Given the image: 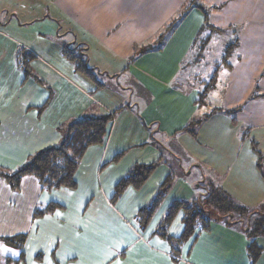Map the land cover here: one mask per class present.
<instances>
[{
    "label": "crops",
    "instance_id": "crops-1",
    "mask_svg": "<svg viewBox=\"0 0 264 264\" xmlns=\"http://www.w3.org/2000/svg\"><path fill=\"white\" fill-rule=\"evenodd\" d=\"M91 1L0 0V167L15 170L36 152L58 146L63 128L74 121L123 109L113 117L104 144L91 147L84 155L75 189L47 191L33 176L22 180L15 198L21 215L14 221L3 217L0 222L12 223L10 229L17 228L13 237L22 236L26 242L17 245L19 259L23 253L17 264H251L247 236L222 222L214 220L209 229L195 230L182 245L169 242L155 230L175 201L198 199L201 187L208 192L215 186L248 207L264 200L260 171H245L243 178L251 177L254 182L245 189L238 187L231 171L238 157L227 152L228 144L237 152L245 149L239 142L241 131L258 128L264 114L254 115V105L245 112L241 107L246 103L232 106L230 99L225 108L198 107L204 92L213 99L226 85L219 87L217 75L210 77L209 71L203 78L202 70L191 72L199 65H216L204 58L220 38L237 40L243 48L256 33L264 35V12L247 7V0H230V10L222 11L225 2H219L205 17L194 2L187 12L190 3L180 14L177 10L178 17L171 14L170 22H176L165 29H145L137 22L141 14L136 11L121 13L119 25L118 12L103 11L99 23L105 18L107 23L99 45L105 51L96 52L95 59L89 55L90 46L84 53L87 65L109 81H100L105 88L99 90L72 61L73 47L88 42L70 17L85 21L92 15ZM235 2L238 10H232ZM79 9L82 17L77 14ZM92 19L97 26L98 16ZM234 24L239 25L234 29L239 32L236 39ZM121 26L127 36L118 43ZM191 53L194 59L187 62ZM26 54L31 57L29 76L20 66ZM226 65L233 71L230 62ZM122 76L125 80L119 82ZM189 79H196L195 84H189ZM203 116L199 134L192 135L189 126ZM225 133L234 137L233 142L221 138ZM171 144H175L171 156L184 168L178 173L167 163L166 149ZM155 161L161 165L141 188L129 186L113 201L116 186L133 167ZM169 176L172 189L146 229L141 228L139 211L151 204ZM252 188H260V193L252 197ZM10 202L5 198L0 210H7ZM51 203L57 205L55 211L41 215ZM182 218L179 213L168 231L174 238L183 232ZM257 244L263 255L256 264H264V239L259 238Z\"/></svg>",
    "mask_w": 264,
    "mask_h": 264
},
{
    "label": "rangeland",
    "instance_id": "rangeland-1",
    "mask_svg": "<svg viewBox=\"0 0 264 264\" xmlns=\"http://www.w3.org/2000/svg\"><path fill=\"white\" fill-rule=\"evenodd\" d=\"M247 1H248V3L246 4L247 7L253 8L255 10H261L262 12H264V0H247ZM194 2L196 3L195 6H198V8H201L200 10L203 11V13H205L206 15H211L215 11V9H213L215 5H218L220 3L223 4V2L225 3L221 7L222 11L230 10V7H231L230 5L232 3V1L230 0H222V1H217V0H94V1H91V5L92 3L94 4L93 7L91 8L93 9L91 12L92 15L86 17L87 19L85 21H83L82 18H81L82 20H76V17H72V18L70 17V20L72 21L73 24L76 22V25L79 28V32L82 38L87 39V42H88L86 46L73 47L74 56L80 57L81 59L84 58L87 60L86 55H84V53L88 49V46L91 47V53L89 55H91L92 59L96 58L95 56L96 52H98L99 54V51L100 52L103 50L105 51V49L101 48L99 45V39H101L102 37V40H103L104 26L107 23L106 18L103 19L99 23V13L102 14L103 11L105 12L110 11L112 13L118 12L117 16H118V25H119L123 21L121 13H126V12L133 10L141 14L140 16L141 19L137 21L141 27H144L145 29L147 28L153 29V27H156V28L164 27L165 29L167 26H170L174 22V21L170 22L171 19H173V17H170L171 14L175 12L177 13V17H178L179 15H178L177 10L179 11V14H180V12L183 9H185L186 6H188L190 3L191 5L185 9V12H187L186 10H190V8L194 5ZM180 5H183L181 10L178 8ZM238 8H239L238 2L233 3L232 10H238ZM80 12L81 10L79 9L77 11V14L79 17H82ZM95 16H98L99 24L97 26H95V22L92 19V17L95 18ZM148 23L150 24L148 25ZM187 25L188 27H190V25L192 24L187 23ZM238 26H239L238 24L233 25L232 33L235 32L234 33L235 39L237 36L239 37V32L234 31V29H236V27L238 28ZM120 28H121V31L119 32V34H117V36H119L120 38L116 41H118V43L120 42L123 43V41L126 40V39H123V37H126L127 35H126V32H123L122 30L123 26H121ZM262 33L263 32L256 33L253 36V39L250 42V44H244L243 48H241V43L240 42L238 43L237 40H235L236 41L235 43L232 40H225V39L223 40L222 38H220L218 42H216L209 48L208 55L204 59L205 61L210 60L211 62H215L216 65H213L211 63H209L208 65H199L197 69H194V70L191 69V72L196 71V70H202V73L200 74L201 78H203L202 74H204L205 76V74H207L208 71L210 72V77L216 74L218 77L219 87H221V85L224 84L226 85V90L219 89L216 92V94H214L215 97L213 99L210 97L206 98L205 96L206 93L204 92L199 97V101L197 102L198 107H201V108L205 107V109H207L209 108L210 105H214L215 107H218L219 109H221V108H225L224 106H230L227 102V99H230L232 106H235V104H237L238 102H240L239 104H243V105L246 103V105L244 106L241 105L242 110L245 112L251 111V106L254 105L257 108V110L253 113L254 115L256 112L258 113L260 112L264 114V44L260 46V42L264 40V35ZM203 34L206 35L207 33H203ZM258 37L260 40L258 39ZM161 38L163 37L161 36ZM255 41H257V45L254 43ZM197 46L195 47V50L198 49ZM123 47L125 48V46ZM124 48H123V51L125 50ZM137 50L138 49H136L135 51L137 52ZM223 53L226 54L224 58L222 57ZM227 53H228V56H227ZM193 57L194 56L191 53L186 61L189 62L190 60L194 59ZM239 58L243 60L242 63L239 60ZM223 60L227 61L226 64L230 62V65H233L234 67L233 71L232 69H230L229 65L222 63ZM25 61L22 60V63ZM79 62H80L79 64H82V60H80ZM186 65L187 64H185V67ZM94 74L97 75V77L99 76V81L106 82V84L109 82L103 75H99L97 71H95ZM124 80H125V76H122L121 78H119V82L121 81L124 82ZM187 82L191 85H194L196 82V79L194 80L189 79ZM102 85H103V88H105L104 84ZM227 87L229 88L227 89ZM121 110L123 109L119 108L117 112L111 116L114 117ZM215 111H213V113ZM205 117L206 116L201 117L199 120L194 121L189 126L188 131L190 133L192 132V135L194 134L195 136H197V134H199L198 131L201 130L200 129L201 124L203 120L205 119ZM252 122L253 123L255 122V118L253 119ZM258 125H259L258 128L251 129L249 127L248 128L245 127L244 130L241 131V138L243 141L239 139V142L245 145V149L243 148L241 152L235 151L234 148L231 146V144H228L229 148L227 149V152L231 154L232 157H234L235 155L238 157V159L232 162V164L234 163L233 165H235V167H233L231 170L233 173L232 178L235 180L238 187H241L243 189H245V187L251 186V183L254 182L251 177L243 178L245 171H251V172L254 171L255 170L254 168H257V163L259 160L258 151L264 153V123H261L258 121ZM66 128L67 126L63 128L64 134H66ZM221 138H223L224 141L226 142H233V139H234V137H232L228 133H225L223 136H221ZM174 145L175 144H171L169 145V147L171 148L166 149L167 152L169 153L167 163L169 165V168L173 169V172L177 171L178 173L179 168L182 167V163L178 162L175 159L174 155L171 156L170 154L171 153L170 151L172 149H175ZM144 146L145 145H143L142 147ZM256 148L258 151L256 150ZM161 151L165 152L163 148L161 149ZM159 163L160 162L155 161L148 165H155L156 167H159L161 165ZM2 168L7 169L5 171L6 174H12V173L14 174L15 172V170L9 169L7 167H2ZM181 169H184V168H181ZM182 173H184L183 170L182 172H180V174ZM255 175L258 176L259 174L255 172ZM3 179L5 180L4 177ZM3 179H1L0 177V204L3 201H5V198L7 199L10 198L11 202L8 205L7 210L5 211L0 210V222H1V219H3V217H6L8 221L10 220L14 221V219L17 216L21 215V212L19 211V204L16 205V199H15L16 197H18L16 194L18 192H16V189H14L13 190L14 193H13L9 189L10 186L7 185L6 183L7 181L5 180L6 181L5 182ZM262 185L264 187V184ZM172 187L173 185H171L170 190L172 189ZM170 190L168 191V193L170 192ZM200 190H201L200 194L197 197L198 199H194L191 201L183 200V202H187V205H192L193 203L195 204V202H197L198 200L202 204L206 203L207 200H202V199L205 197L207 192L204 191L202 187L200 188ZM251 190L253 192L252 197H254L256 193H260V188L257 190H254V188H252ZM236 201L239 203L238 200ZM203 206H205L204 208L211 213L210 218H214L215 220L220 219L218 214L214 213V211L210 207L206 205H203ZM248 209L249 211L253 212L251 219L254 220L255 216L259 212L261 211L264 212V200L262 201V203H258L256 206L248 207ZM179 213H183V218H182V221H183L184 217H186V212L180 211ZM204 213L206 214L205 215L206 217H209V214L207 212H204ZM248 221H249V216L245 218L244 220L245 224H247ZM11 226H12V223H4L0 225V264H17L16 260L19 259V255H18L19 253L16 250L17 246L16 245L12 246L11 240H9V238L14 239L13 236H15L17 232L16 231L17 228L10 229ZM244 228H247V226L244 225L243 229ZM26 238L24 239L26 240ZM17 239L20 240V241L18 240L16 241L18 245L20 246L22 244L26 245V242L23 241L22 236L17 237ZM260 239H264V237H261ZM262 255L263 253L261 254V256Z\"/></svg>",
    "mask_w": 264,
    "mask_h": 264
},
{
    "label": "trees",
    "instance_id": "trees-1",
    "mask_svg": "<svg viewBox=\"0 0 264 264\" xmlns=\"http://www.w3.org/2000/svg\"><path fill=\"white\" fill-rule=\"evenodd\" d=\"M205 21L207 20L205 19ZM68 52L69 50L66 48L65 54L67 55ZM23 60L27 61L23 63L21 61L20 66L24 68L25 74L29 76L32 74L31 57L26 54ZM80 60H82V64H79ZM72 61L77 63L78 71L86 75L93 82L97 83V89L100 90L103 88L97 75L94 74L95 71L87 65L86 59L75 57L74 53H72ZM215 79L216 77H214L212 82H214ZM112 122L113 116L111 115H100L99 117L88 116L74 121L67 125L66 134H64L63 139L58 146L36 152L27 158L23 165L16 168L14 174H6L5 171L7 169L0 167V177L5 178L12 190H18L21 187L22 180L26 176H33L36 178L41 184L43 190L51 191L63 187L75 189L77 187L75 178L81 160L91 147L102 146L104 144ZM258 153L259 160L257 163V169L260 171L264 179V153L260 151H258ZM121 156L122 154L117 155L114 160H112V163H116ZM155 168H157L155 165H136L133 167L127 177L116 186L113 201H116L117 197H119L129 186L141 188ZM172 182L173 178L172 176H169L162 185L163 190L157 193L149 206L144 207L139 211L138 218L141 228L146 229L148 223L153 218V215L161 206L163 199L168 194ZM202 200L207 201L202 204L198 200L192 205H187V202L183 201H175L169 207L167 214L155 230V234L160 235L163 238L165 237L173 244L179 243L182 245L191 238L195 233V230H207L210 228L211 222L215 220L214 218H210L211 213L204 208L205 206H203L206 205L220 217V219H216L215 222H222L232 230L239 231L247 236L249 240V257L251 259V264H256L263 253L262 249L257 244V240L264 237V212H259L255 216V219L252 220L251 216L253 215V212L249 211L248 207L238 203L226 192L215 186H212L211 189L208 190ZM56 207L57 205L54 203L49 204L45 210L40 211L41 215L52 213L55 211ZM180 211L186 212V217H184L182 221L184 226L183 232L180 237L174 238L169 235L168 231ZM204 212H207L209 217H206ZM248 216L249 221L245 224L244 220ZM244 225H246L247 228L243 229ZM18 239L17 237H14V239L9 238L12 246L18 245L16 243ZM22 259L23 253L20 254L19 260L22 261Z\"/></svg>",
    "mask_w": 264,
    "mask_h": 264
}]
</instances>
